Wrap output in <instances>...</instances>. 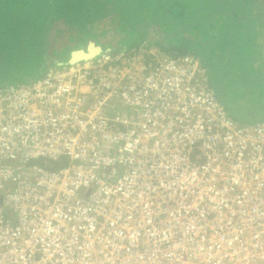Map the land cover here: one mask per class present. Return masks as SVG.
I'll return each mask as SVG.
<instances>
[{
  "label": "built area",
  "instance_id": "built-area-1",
  "mask_svg": "<svg viewBox=\"0 0 264 264\" xmlns=\"http://www.w3.org/2000/svg\"><path fill=\"white\" fill-rule=\"evenodd\" d=\"M0 194V264H264V119L196 54L101 53L0 87Z\"/></svg>",
  "mask_w": 264,
  "mask_h": 264
},
{
  "label": "trees",
  "instance_id": "trees-1",
  "mask_svg": "<svg viewBox=\"0 0 264 264\" xmlns=\"http://www.w3.org/2000/svg\"><path fill=\"white\" fill-rule=\"evenodd\" d=\"M101 1L103 0H0V87L26 84L39 78L53 67L60 68L61 66H56V63L66 60L72 49L85 47L82 41H79L59 57H54L49 55L48 50L46 51L43 38L48 32L53 33L50 30L53 23H60L63 19L71 26L82 30L81 34L87 35V38L92 36L95 31L94 33L86 31L92 22V16L95 14L94 22L106 18L109 9H118L114 6L116 2L122 4V0H105L107 3L105 7ZM251 1L254 3L261 0H134V4H138L140 8L136 17H128L133 18V23L127 24L130 29L147 27L149 23L160 24L163 33L168 34L171 39L167 40L169 39L167 36L163 40V37L157 39L153 44L144 42L145 27L138 39H133L128 42L130 44L121 45L114 51L140 41L155 45L165 53L176 54L193 52L194 43L197 41L199 44L201 42L202 46L207 45L211 54L219 59L220 73L217 77L223 80L220 84L218 83L220 80H213L212 84L235 117L236 112L232 109L237 108V105L246 99L245 95L253 98L252 103L255 105L257 98H264V66H261V70L254 67L251 71L245 68L244 63L256 53H260L259 44L264 45V6L257 4L259 8L254 7L255 9L251 10ZM132 8H129L130 13H134ZM252 17L255 20L253 23L249 21ZM244 18H248L247 21H244ZM203 26L207 29L204 34L201 31ZM58 30L57 35H61L60 28ZM257 38L259 43L255 41ZM164 42L170 46H166ZM45 43L47 44V41ZM98 45H102V53L107 52L109 44L100 42ZM240 46H247L248 50H238ZM239 53L248 55L244 57ZM263 58L264 54L261 59ZM244 75L252 77L255 86L253 90L249 87L250 80H244ZM227 101L235 102L236 106L228 105ZM262 103L259 104V108L263 113L255 120L235 118L242 122H257L264 119V102Z\"/></svg>",
  "mask_w": 264,
  "mask_h": 264
},
{
  "label": "rangeland",
  "instance_id": "rangeland-1",
  "mask_svg": "<svg viewBox=\"0 0 264 264\" xmlns=\"http://www.w3.org/2000/svg\"><path fill=\"white\" fill-rule=\"evenodd\" d=\"M105 2H106L105 0L101 1V3H103V5H105V7H106L107 3H105ZM134 3H135L134 0H122V4H117V2H116L114 6H116V8H118V9H115V10L109 9V11H108L109 14H108V16H106V18L98 19V21H95V22H94V20H95V17H94L95 14H94L92 16V22H91L89 28L86 29V31L87 32L92 31L93 33L95 31V34H93L92 36H89L88 38H87V35L81 34L83 32H82V30L81 31L78 30L79 29L78 27L71 26L69 23H67L66 19H63V21L60 22L61 25H60V23H57V22L53 23V25H51V29H50L51 32H53V33L51 34L48 32L46 34V36L43 38L44 44L46 45V51L48 50L49 55H51V56L59 57L63 52H66L67 50H69V48L73 44L78 43L79 41H82V45H84L85 47L98 45V43H100V42H103V44L105 43V44H109V45H114L117 48L120 47L121 45L123 46V45L130 44L128 42L130 40L133 41V39L134 40L138 39L141 36V31H143V29H145V27H146V26H143V27H139V28H131V29H133V30H131L130 27L127 25L130 23H133V18H128V17H134V16L136 17L137 12L140 8V7H138V4H134ZM257 4L264 6V0H261L259 2L255 1L254 3L251 1L250 2L251 10L254 7L259 8V6H257ZM131 7H133L131 10L134 13L129 12V8H131ZM118 14H119V16H118ZM207 14H208V12L206 13V15ZM220 18H221V16H220ZM247 19L248 18H244L243 20L247 21ZM249 21L251 23H253L255 21L254 17L250 18ZM257 22H258V20H257ZM43 25H44V23L41 24V28H43ZM222 27H223V23H222ZM59 28L62 32L61 35H57V31H59L58 30ZM206 30L207 29L205 26H203V28L201 29L203 34ZM55 34H56V36L53 37V35H55ZM152 37H154V33L152 34ZM23 41H25V39ZM46 41H47V44L45 43ZM87 41H88V43H87ZM255 41L257 43H259V38H257ZM142 43H144V42L140 41V42H136L135 44H132V45H137V44L139 45ZM21 45H23V44L21 43ZM45 45H44V47H45ZM100 46H102V45H100ZM247 46L246 47L240 46L238 48V50H241V51L244 49L248 50ZM75 48H77V47H75ZM109 48L107 49V52H113L114 51V49H111V48L109 49ZM100 49H101V53H102L103 52L102 47H100ZM258 50L260 51V53H256V55L252 56V58L249 61L243 60L247 66V67L245 66V68L251 69V71H253L252 68L254 69V67H259V69H257V70L262 69L261 66H264V58L263 59H261V58L263 57V54H264V45L259 44ZM239 55L243 56L244 54L239 53ZM247 55H248V53H245L244 57ZM243 78H244V80H250L249 87L251 90H253L255 88V86L252 83V77L244 75ZM214 80H216V81L220 80L218 82L219 84L223 81L222 78H219V77H214ZM228 86H230V85L228 84ZM256 91H258V89H256ZM256 93L259 94L260 92H256ZM237 96H240V95H237ZM248 96L249 95H245L246 99L244 101H242L240 104H238L237 108L235 107L236 106L235 102L232 103L231 101H227L228 105H230V106L234 105L235 109H232V111L234 110L236 112L235 117L239 118L240 120H245V121L246 120H255L256 118L260 117L263 113V110L261 108H259V104H263L262 102H264V98L263 97H261L260 99L257 98V105H255L252 103L253 98L250 99ZM253 97H254V95H253ZM254 101H256V100H254Z\"/></svg>",
  "mask_w": 264,
  "mask_h": 264
},
{
  "label": "crops",
  "instance_id": "crops-1",
  "mask_svg": "<svg viewBox=\"0 0 264 264\" xmlns=\"http://www.w3.org/2000/svg\"><path fill=\"white\" fill-rule=\"evenodd\" d=\"M143 31H141L142 34H143ZM144 33H146L145 36H144V42H148L150 44L156 43L157 42L156 40L159 39V38H161V37H163L162 38V40H163L165 37L168 36V34L166 35V34L163 33L160 24H152V23H149L147 25L146 30L144 31ZM153 33H154V37L151 38ZM171 33L172 34H175L174 31H171ZM168 38L169 39H167V40H170L171 39L170 36H168ZM164 43H165L166 46H170L169 43H167V42H164ZM171 43H173V42H171ZM176 43H178V42H176ZM196 43H194L193 52H194V54H196V55L199 56L202 64L205 65L208 68L209 74H210V81H211V84H212V81L214 80V77L213 76L215 75V77H217L219 75V73H220V69H218L219 68V65H220V62L218 61L219 59H216V57L211 54V52L209 51L207 45L204 44V46H202L201 45V42L199 44L198 41ZM199 50L201 51L200 53H199ZM193 52H191V53H193ZM212 86H213V84H212ZM219 98H220V96H219ZM220 100L227 107L226 102H224L222 98H220ZM229 113L233 116V114L230 111H229Z\"/></svg>",
  "mask_w": 264,
  "mask_h": 264
},
{
  "label": "water",
  "instance_id": "water-1",
  "mask_svg": "<svg viewBox=\"0 0 264 264\" xmlns=\"http://www.w3.org/2000/svg\"><path fill=\"white\" fill-rule=\"evenodd\" d=\"M100 47H101L100 45H93L89 47L80 46L74 48L69 52L67 59L58 61L56 63V66L62 67L66 65L67 66L74 65L80 62L91 60L97 57L99 54H101ZM52 69H54V67ZM33 164L39 165L41 167H44L45 169L52 171L59 169L62 166L59 162H55V163L53 162V165L51 166L50 164H46L44 159L41 158L37 160H30L28 162V165H33ZM1 199H2V195L0 194V203H1Z\"/></svg>",
  "mask_w": 264,
  "mask_h": 264
},
{
  "label": "flooded vegetation",
  "instance_id": "flooded-vegetation-1",
  "mask_svg": "<svg viewBox=\"0 0 264 264\" xmlns=\"http://www.w3.org/2000/svg\"><path fill=\"white\" fill-rule=\"evenodd\" d=\"M109 47H110L111 49H115V48H117V47H115L114 45H109L108 48H109ZM120 47H121V46H120ZM110 48H109V49H110Z\"/></svg>",
  "mask_w": 264,
  "mask_h": 264
}]
</instances>
